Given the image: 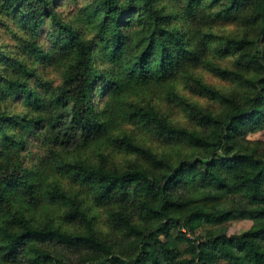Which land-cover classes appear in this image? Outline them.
<instances>
[{
	"label": "trees",
	"instance_id": "obj_1",
	"mask_svg": "<svg viewBox=\"0 0 264 264\" xmlns=\"http://www.w3.org/2000/svg\"><path fill=\"white\" fill-rule=\"evenodd\" d=\"M58 1L0 0V264H264V0Z\"/></svg>",
	"mask_w": 264,
	"mask_h": 264
},
{
	"label": "rangeland",
	"instance_id": "obj_2",
	"mask_svg": "<svg viewBox=\"0 0 264 264\" xmlns=\"http://www.w3.org/2000/svg\"><path fill=\"white\" fill-rule=\"evenodd\" d=\"M58 3L60 4V10H64L65 13H67L71 9L75 8V5H74L75 2L71 3V0H65V2H63L62 0H59ZM2 38H3V35L0 32V44L4 43V40ZM6 38L9 39L8 36H6ZM44 72H45V74H47V76H50L49 78H51V80H54L56 83L59 81L60 76H61V72L57 71V69H55L54 67L49 66V67H47V71H44ZM203 75L205 76V79L209 83H212L215 86H217L223 90H228L232 87V84L230 82H228L227 80H223L221 78H218L209 72H203ZM180 88L182 90V93L186 94L190 100L196 101L200 105L205 106V107H210L212 109L217 107V104H215L216 102H213L211 99L206 98L205 96H203L199 93L191 91L190 89L182 87V82L180 83ZM158 103L172 118H174V120L180 121L181 123H184V124L185 123L189 124V125L192 124V122L188 119L187 115H185L184 110L181 107H179L177 104H175L173 102H169L167 97L164 94H159ZM16 106H17V104H15L14 109L16 108ZM128 128L130 130H134L135 134H137V135L139 133H142L140 130H136V127H128ZM247 141L264 142V130H260L256 133L249 134L247 136ZM263 146H264V144H263ZM89 149L92 150V152L94 153L93 147H91ZM91 154L92 153L89 152V154H86V155L90 156ZM128 160H129V157H128L127 153L118 152V151L117 152H110V155H109V162L110 163L116 162L118 165H121V164L124 165L127 163ZM230 226L233 229H235L236 231L241 232L243 230L250 228L252 226V221H250V220H235V221L230 222ZM209 227L210 226L206 225L202 228H199L198 229L199 236L204 235L206 229ZM174 232H175V234L178 233L177 231H174ZM44 248L47 249L48 251H50L51 253H53L54 255H61V256L66 257L69 254V252L67 250H64V248L61 245L56 244L55 242H51V241L46 242L44 244ZM24 264H27V263L24 261Z\"/></svg>",
	"mask_w": 264,
	"mask_h": 264
}]
</instances>
